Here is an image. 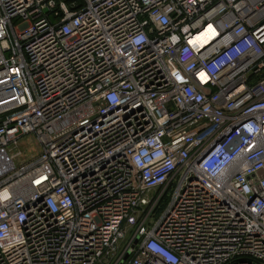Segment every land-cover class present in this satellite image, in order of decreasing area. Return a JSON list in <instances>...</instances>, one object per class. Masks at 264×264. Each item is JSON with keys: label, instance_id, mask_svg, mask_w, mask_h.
<instances>
[{"label": "built area", "instance_id": "1", "mask_svg": "<svg viewBox=\"0 0 264 264\" xmlns=\"http://www.w3.org/2000/svg\"><path fill=\"white\" fill-rule=\"evenodd\" d=\"M0 264H264V0H0Z\"/></svg>", "mask_w": 264, "mask_h": 264}, {"label": "rangeland", "instance_id": "2", "mask_svg": "<svg viewBox=\"0 0 264 264\" xmlns=\"http://www.w3.org/2000/svg\"><path fill=\"white\" fill-rule=\"evenodd\" d=\"M20 161L27 160L34 156L37 152V145L34 143L32 137H23L22 138V147H21Z\"/></svg>", "mask_w": 264, "mask_h": 264}, {"label": "bare ground", "instance_id": "3", "mask_svg": "<svg viewBox=\"0 0 264 264\" xmlns=\"http://www.w3.org/2000/svg\"><path fill=\"white\" fill-rule=\"evenodd\" d=\"M200 37H201V35H198V36H196L194 39L197 40V39H199Z\"/></svg>", "mask_w": 264, "mask_h": 264}]
</instances>
